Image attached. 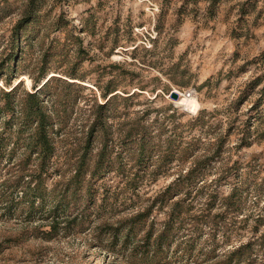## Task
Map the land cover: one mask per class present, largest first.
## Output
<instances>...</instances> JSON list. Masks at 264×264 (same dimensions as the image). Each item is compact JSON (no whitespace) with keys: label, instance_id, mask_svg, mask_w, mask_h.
<instances>
[{"label":"rangeland","instance_id":"1","mask_svg":"<svg viewBox=\"0 0 264 264\" xmlns=\"http://www.w3.org/2000/svg\"><path fill=\"white\" fill-rule=\"evenodd\" d=\"M27 3L0 0V264H264V0H42L13 50Z\"/></svg>","mask_w":264,"mask_h":264},{"label":"trees","instance_id":"2","mask_svg":"<svg viewBox=\"0 0 264 264\" xmlns=\"http://www.w3.org/2000/svg\"><path fill=\"white\" fill-rule=\"evenodd\" d=\"M42 0H28L27 6H26V11L24 14V17L20 20V22L17 24V26L14 29V33L12 36V45H13V50L16 48L17 44L21 45L22 44V38H23V32L27 26L28 23L32 21V19L35 17L37 14L40 5H41ZM14 52V51H13ZM12 52V53H13ZM9 70V68H8ZM52 79H48L45 84L42 85L40 89H37V83L38 79L34 80L35 86H34V91L35 93H27L26 94V102L27 105L23 106L21 109L20 113L24 116V122L23 125L26 128H30L34 126V139H35V146L39 147L40 149V154L39 158L42 162L39 171L37 172L38 176H35L38 181H36L34 186H31V183H29V186H27V190L24 192V201H26L31 209H35L36 203L38 199H42L43 201V194H42V174L45 171V166L46 162L50 159V157L53 154V146L51 143V135H50V130L53 127V123L51 122V116L45 111V106L43 103V100L41 98V91L49 86L50 82ZM19 86V84H18ZM18 86L13 87L9 92H2V96L5 99H8V102L6 107L4 109L0 108V110H3V112H9L10 110L15 112V105L12 106L11 98L14 97L16 94V90L18 89ZM115 93L114 91H111L109 94ZM1 94V93H0ZM105 98H107V95H105ZM111 99L109 98L106 100L104 104L98 105L97 108L99 110V115L94 121L92 125V129L90 130L88 134V139L87 142L89 144L92 143V139L95 135L96 128L98 126L104 127L105 124V112L108 109ZM15 117V114H14ZM87 143V145H88ZM8 146L5 144L4 139L0 138V162L2 161L3 158H5L6 153L8 151ZM24 171V170H21ZM79 173V171H77ZM19 178H22L20 176ZM33 185V184H32ZM17 187L19 186H13L12 190L14 191ZM30 194H32V197L30 198ZM5 198H7V193L6 192H1L0 193V203H3L5 201ZM59 221V220H58ZM54 221V225L58 226L61 224V222ZM163 246H160V251H162ZM250 248V244L241 246L237 248L234 252H232L229 257H228V264H232L233 262H240V258L242 254ZM236 259V260H235Z\"/></svg>","mask_w":264,"mask_h":264},{"label":"bare ground","instance_id":"3","mask_svg":"<svg viewBox=\"0 0 264 264\" xmlns=\"http://www.w3.org/2000/svg\"><path fill=\"white\" fill-rule=\"evenodd\" d=\"M194 101H195V100H194V97H192V95H191V97H187V98L185 99V102H186V103H189V104H192Z\"/></svg>","mask_w":264,"mask_h":264},{"label":"water","instance_id":"4","mask_svg":"<svg viewBox=\"0 0 264 264\" xmlns=\"http://www.w3.org/2000/svg\"><path fill=\"white\" fill-rule=\"evenodd\" d=\"M173 98L174 99H178V94L177 93H173Z\"/></svg>","mask_w":264,"mask_h":264}]
</instances>
